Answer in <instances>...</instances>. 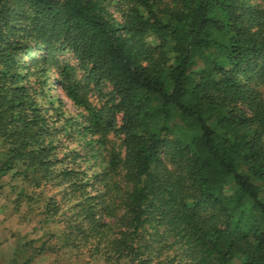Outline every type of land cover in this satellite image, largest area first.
Here are the masks:
<instances>
[{
  "label": "trees",
  "instance_id": "trees-1",
  "mask_svg": "<svg viewBox=\"0 0 264 264\" xmlns=\"http://www.w3.org/2000/svg\"><path fill=\"white\" fill-rule=\"evenodd\" d=\"M0 142L107 264H264V0H0Z\"/></svg>",
  "mask_w": 264,
  "mask_h": 264
},
{
  "label": "rangeland",
  "instance_id": "rangeland-1",
  "mask_svg": "<svg viewBox=\"0 0 264 264\" xmlns=\"http://www.w3.org/2000/svg\"><path fill=\"white\" fill-rule=\"evenodd\" d=\"M90 96L93 104L99 103L93 93ZM0 185L3 186L0 191V264H24L29 259V264H107L101 257L91 255L84 242L73 241L68 244L59 217L47 219L43 215V200L49 197L61 199L63 188L49 186L37 209L31 210L25 202L17 208L15 200L19 192L25 189L32 198H37L41 191L23 186L19 179L11 181L9 177H4ZM41 246L45 252L37 254L36 250ZM179 251L177 245L170 255Z\"/></svg>",
  "mask_w": 264,
  "mask_h": 264
}]
</instances>
